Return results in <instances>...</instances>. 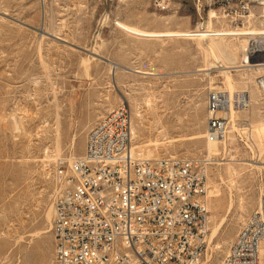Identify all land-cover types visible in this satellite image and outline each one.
I'll return each instance as SVG.
<instances>
[{
  "label": "rangeland",
  "instance_id": "rangeland-1",
  "mask_svg": "<svg viewBox=\"0 0 264 264\" xmlns=\"http://www.w3.org/2000/svg\"><path fill=\"white\" fill-rule=\"evenodd\" d=\"M239 4L0 0V264H53L47 216L55 160L82 156L92 127L122 103L131 110L139 151L207 160L210 237L215 222L225 220L200 264H225L264 194V102L256 86L263 71L236 67L249 36L144 37L117 24L154 32L264 29V12L227 15ZM210 46L219 47L225 65L220 51L229 47L236 63L218 67ZM211 87L251 95V105L236 110L238 131L232 122L225 145L219 142L213 152L207 136Z\"/></svg>",
  "mask_w": 264,
  "mask_h": 264
},
{
  "label": "built area",
  "instance_id": "built-area-1",
  "mask_svg": "<svg viewBox=\"0 0 264 264\" xmlns=\"http://www.w3.org/2000/svg\"><path fill=\"white\" fill-rule=\"evenodd\" d=\"M264 11V0H240L235 11ZM200 29H205L201 27ZM244 68L264 67V34L249 38ZM251 71V70H249ZM262 84H256L264 102ZM251 105L246 91L213 87L207 131L225 139L228 112ZM132 113L120 104L87 135L85 152L52 170L55 215L53 264H199L208 246L211 212L208 162L203 158H149L133 145ZM264 195L240 227L225 264H263Z\"/></svg>",
  "mask_w": 264,
  "mask_h": 264
},
{
  "label": "bare ground",
  "instance_id": "bare-ground-1",
  "mask_svg": "<svg viewBox=\"0 0 264 264\" xmlns=\"http://www.w3.org/2000/svg\"><path fill=\"white\" fill-rule=\"evenodd\" d=\"M117 25L120 28H122V30H125V31H127V32H129L131 34H134V35H137V36H144V37H199V38H202L203 39V38H207V37L223 38L224 36H230V37L231 36H244V37L245 36H247V37L249 36V38H250L251 36L256 35V34H264V29H262V30H254V29H248V30H245V29H228V30H223V29L222 30H219V29H217V30H212V29H210V30H205V29H202V30H197L195 32H193V31H165V32H154V31L142 30V29H140V28H138L136 26L127 24L125 22H118ZM210 47H211V50H212L213 55L217 58L216 63H222L218 67L229 68V67H232V66H228L229 63L230 64L231 63H236L235 56L231 52L233 50L230 51L229 50V47L228 48H225L224 51H220L222 53V55L225 57V59L228 61L227 62L228 65H225L222 62V60H220V57L218 56V54H219L218 53L219 47L218 46H215V47L214 46H210ZM243 49H244V47H243ZM113 67H115V66H113ZM236 67H239V68L243 67L244 68V66H241V65H237ZM245 69L253 70L252 68H249V67L248 68H245ZM200 70H207V69H200ZM255 70H262L263 71L264 70V67H261V66L255 67ZM136 72H140V73L147 74V75L153 74V73H151L149 71H139V70H137ZM227 82H228V85H229L230 90H232V88H233V82H232V80H231V78H230L229 75L227 76ZM259 83L262 84V80ZM212 88L213 87H211V89ZM230 93H233V92H230ZM250 99H251V95H250ZM235 114H236V109H234V108H232L228 112V115H229V117L231 118V120L233 122V126H232L233 129H235L236 131H238V129L236 127V121L234 119ZM230 132H231V130L229 131L227 137L230 135ZM132 133L135 134V127H134V125L132 126ZM207 136H208V139H209L208 142H209V146H210V152L218 151L219 142H222L223 141V144L225 145L226 140H227V137L225 139H220L219 141H217L218 139L210 136L209 134H207ZM86 142H87V140H86ZM133 145H134L135 148H138V146H135L134 143H133ZM85 148H86V145H85ZM141 153L144 156H147V157H156V158L160 157V156H149V155L145 154L142 151H141ZM74 158H76V157H74ZM74 158L68 159V161H72ZM208 194H209V202H210L209 181H208ZM209 207H210V203H209ZM53 211H54V214H53ZM52 214H53V218H52ZM54 215H55V206H54V202H53V207L50 208V210L48 212V216H47L48 217V221H51V219H52V222H51V230H52V226H53ZM224 220H225V216L221 220L215 222V225L213 226V229H212V233H211L210 240H208V242L210 241L209 246L212 245V243H211L212 242V239L218 235V233L220 231V228H221L222 224L224 223ZM230 235L231 234L229 233L228 234V237ZM221 247L222 246L217 245V248H221ZM0 258H2V257H0ZM261 258H262V261H263V264H264V241L262 243V256H261Z\"/></svg>",
  "mask_w": 264,
  "mask_h": 264
}]
</instances>
